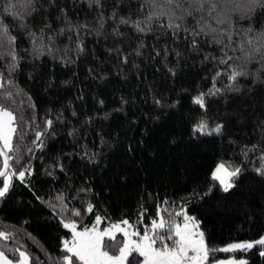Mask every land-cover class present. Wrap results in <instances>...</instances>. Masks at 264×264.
<instances>
[{"label": "trees", "instance_id": "16d2710c", "mask_svg": "<svg viewBox=\"0 0 264 264\" xmlns=\"http://www.w3.org/2000/svg\"><path fill=\"white\" fill-rule=\"evenodd\" d=\"M11 2L19 8L24 0ZM247 2L228 5H239L225 17L228 23L217 24L205 14L223 44L201 35L195 49L191 32L173 35L167 16L154 17L145 32L119 23L121 17L144 21L150 5L138 8L142 0H93L91 6L88 0H35L39 11L26 23L38 36L45 23L51 24L38 41L39 53L33 52L27 30L5 18L16 37L19 63L10 71L11 58H0L6 78L0 105L20 124L13 141L20 160L10 163L17 172L30 167L31 173L24 182L14 178L0 199V232L11 237L0 239V250L13 260L19 249L31 264H63L64 240L71 236L64 218L78 228L90 226L97 216L101 226L126 219L143 233L160 216L182 222V216L170 215L182 210L195 217L210 249L264 233V175L257 172L264 168V58L253 53L244 68L242 59L235 60L244 55L241 44L251 50L246 40L264 51L258 36L264 31V9L248 19ZM177 22L196 27L192 17ZM249 26L253 31L245 36L242 30ZM225 51L233 59L218 63ZM233 68L249 75L234 83L229 79ZM216 89V95H205L204 108L193 102ZM201 120L209 131L223 125L221 133L194 136L193 126ZM22 130L26 134L20 139ZM36 131L45 132L42 148L33 144ZM218 161L241 169L229 192L211 180ZM261 251L264 247L256 246L210 253L209 264L228 256L264 264Z\"/></svg>", "mask_w": 264, "mask_h": 264}, {"label": "snow or ice", "instance_id": "6c2138e0", "mask_svg": "<svg viewBox=\"0 0 264 264\" xmlns=\"http://www.w3.org/2000/svg\"><path fill=\"white\" fill-rule=\"evenodd\" d=\"M92 2L93 0H88L89 6H91ZM99 2L100 0H95V3L99 4ZM234 2L235 0H187V3H185V0H142V3L137 5L138 8H143L144 3L150 5V11L145 16V20L132 21L131 17L127 19L121 17L119 23H132L136 31L145 32L151 31L150 22L154 17L167 16L169 18L167 27L172 31L173 35L179 34L180 31L191 32L192 39L190 43L194 49L196 48V37L201 35H211L215 43L223 44V39H216L217 29L212 28L211 24L205 21V14L214 19L217 24L228 23L229 20L225 19V17L230 12H235L239 9V5L231 9L228 7L230 3ZM3 4L4 0H0V58L4 55L9 56L12 61L9 65V70L15 71L19 63L15 52L16 37L11 35L10 28L5 23V18L10 17L18 21L17 26L20 29L27 30L25 34L31 39L34 53L40 52L37 46L38 41L43 38L44 29H51V24L45 23L39 29L40 35L38 36L26 23V17H30L33 13L39 11L35 6V0H24L19 8L11 0H8L6 7H2ZM257 9H264V0H248L244 16L251 19ZM177 11L181 13L179 16L176 15ZM197 14H199V18H197ZM188 17H192L196 25L191 30L187 27H182V23L177 22L185 21ZM112 19H116L115 13H113ZM201 21L205 22L202 24ZM100 23L102 27L103 22L101 21ZM142 24L148 25V27H142ZM81 27H86V25ZM72 28L73 26H69V31ZM225 31L229 32L230 39V29ZM242 31L247 36L253 29L249 26ZM220 35L223 36V32ZM258 36L260 39H264V31L259 32ZM245 43L251 50H245L244 44L240 45L244 55L243 57H235V60L242 59L244 61L239 66L240 68L246 67L247 63L254 58L253 53H259L264 58V51L260 47L253 46L252 40H246ZM228 47L229 45H224V48ZM5 48H7V51H4ZM232 59L233 57L228 56L225 51L219 57L218 63L227 64L228 60ZM169 71L171 72L172 70L170 69ZM172 74L175 75L174 72ZM216 75L218 76L220 73ZM247 75L249 73L233 68L229 79L235 83L238 77ZM5 79L4 74L0 73V89L5 88ZM8 82L11 83L10 80ZM226 88L229 91L238 90L233 89L231 85H227ZM219 91L220 89H216L215 91L210 90L206 94L202 93L195 97L193 102L204 108L205 95H216ZM11 98L12 93L8 92L6 99ZM100 103H103V101ZM45 123L49 128L52 125L51 120H47ZM261 126H264V121H261ZM19 127L20 124L17 122V116L13 111L0 105V158H2V164H0V199L9 193L13 186L14 178L24 182L26 173L29 175L31 173L30 167L17 172L14 170L13 164L10 163L14 161L18 164L20 160L18 156L14 155L19 149L13 143L14 138H17ZM222 128L223 125H217L209 131L207 123L201 120L193 126V135L195 136L196 133L202 135L220 134ZM24 134L26 133L22 130L19 138L22 139ZM44 135L45 132H35L33 144L37 148L44 146L42 140ZM255 148L256 146H253L252 150L254 151ZM27 150L29 152L33 151L32 148ZM244 154L247 155V152ZM261 159H264V157H261ZM240 171L239 167H233L231 164L226 165L221 162L211 173V180L218 182L223 192H229L235 186L233 178H238ZM257 172L264 175V168L257 169ZM57 199L62 200L63 198L58 197ZM87 211H92V205H88ZM73 215L79 216L80 213L75 212ZM170 215L182 216V222L178 223L175 219L166 220L163 216H160L159 220L153 219L151 221L150 228L145 227L143 235H141L139 229H134V226L128 220L111 224L103 231L99 228L101 223L99 216L96 217V223L92 227L85 226L79 231L75 222H65L63 227L71 231V240L64 241L66 254L63 257V264H209L210 253H235L237 251H248L256 246L264 247V237H261L254 242L231 243L223 248L210 249L205 241L204 233L199 230V223L195 217L189 216L185 210ZM117 233L122 234V238L119 241L117 240ZM134 237L136 238L134 239ZM10 238L8 234L0 232V239L6 241ZM106 238L108 243H105ZM110 250L112 254H110ZM16 252H18V259L15 264H31L30 256L25 251L16 249ZM259 254L264 256V251ZM0 264H14V261L4 251L0 250ZM215 264H247V261L233 258L227 261H216Z\"/></svg>", "mask_w": 264, "mask_h": 264}, {"label": "rangeland", "instance_id": "374dc122", "mask_svg": "<svg viewBox=\"0 0 264 264\" xmlns=\"http://www.w3.org/2000/svg\"><path fill=\"white\" fill-rule=\"evenodd\" d=\"M222 161H218L215 165H214V167H213V169H212V172L214 171V169H215V167L219 164V163H221ZM224 163V162H223ZM189 215V214H188ZM189 216H191V215H189ZM124 220H126V219H124ZM123 220H119V221H113V222H111V223H108V224H106V225H103V226H101L100 224H99V228H100V230L101 231H103L106 227H108L109 225H111V224H116V223H121ZM65 222H75L74 220H71V219H68V218H64L63 219V223H65ZM76 223V222H75ZM96 223V220H95V222L93 223V224H91L90 226H88L89 228L90 227H92V225H94ZM130 223V222H129ZM131 224V223H130ZM123 226V225H122ZM83 228H78L77 227V230L79 231V230H82ZM135 229V228H134ZM199 230L200 231H202L200 228H199ZM141 235H143V233H141ZM261 237H264V233H262L257 239H259V238H261ZM136 237H134V239H135ZM257 239H243V240H237V241H232V242H230V243H228V244H226L224 247H226V246H228L229 244H231V243H243V242H254L255 240H257ZM65 240H71V236L68 238V239H65ZM64 240V241H65ZM110 254H112V253H110ZM233 258H235V259H237V260H245V257H243V256H240V257H235V256H228V257H223V258H218V259H215L214 261H212L210 264H215V262L216 261H220V260H223V261H227V260H229V259H233ZM14 261V264H15V262L17 261V260H13Z\"/></svg>", "mask_w": 264, "mask_h": 264}]
</instances>
